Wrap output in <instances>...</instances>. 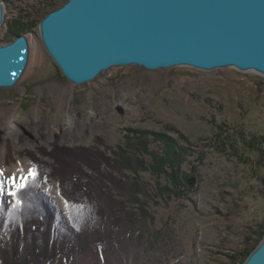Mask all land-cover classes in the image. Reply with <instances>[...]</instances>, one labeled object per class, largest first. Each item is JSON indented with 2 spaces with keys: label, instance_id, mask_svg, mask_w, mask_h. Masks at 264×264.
<instances>
[{
  "label": "rangeland",
  "instance_id": "374dc122",
  "mask_svg": "<svg viewBox=\"0 0 264 264\" xmlns=\"http://www.w3.org/2000/svg\"><path fill=\"white\" fill-rule=\"evenodd\" d=\"M48 1L61 6L67 0L6 5L0 43L18 22L25 25L33 14L39 19ZM40 21L25 31L30 59L23 77L15 87L0 89V169L22 164L15 171L27 179L31 160L60 166L59 158L63 167L78 165L75 172L86 182L95 162L117 179L138 175L143 189L139 202L108 183L109 195L125 203L115 240L42 264H233L230 256L242 249L248 230L264 220L263 161L244 144L264 137V76L234 68L124 65L75 84L45 49ZM159 135L177 144L174 156L180 174L193 179L190 189L141 167V161L153 164L149 152L164 157L170 152ZM115 162L136 168L113 171ZM10 181L9 174H0L6 205H13L10 193L25 182L12 187ZM56 181L42 188L67 216ZM175 190L184 195L177 197Z\"/></svg>",
  "mask_w": 264,
  "mask_h": 264
},
{
  "label": "water",
  "instance_id": "95a60500",
  "mask_svg": "<svg viewBox=\"0 0 264 264\" xmlns=\"http://www.w3.org/2000/svg\"><path fill=\"white\" fill-rule=\"evenodd\" d=\"M4 21L0 0V27ZM39 31L75 84L124 65L264 76V0H67L41 19ZM29 59L27 33L0 43V89L18 84ZM243 264H264V238Z\"/></svg>",
  "mask_w": 264,
  "mask_h": 264
},
{
  "label": "trees",
  "instance_id": "16d2710c",
  "mask_svg": "<svg viewBox=\"0 0 264 264\" xmlns=\"http://www.w3.org/2000/svg\"><path fill=\"white\" fill-rule=\"evenodd\" d=\"M1 1L6 6L14 0ZM43 7H46V11L39 19L35 17L36 14L30 15L25 19V25L18 22L14 29H10L7 42L27 33L25 31L30 26L60 6L48 1ZM141 135L145 133L142 132ZM159 138L170 148V152L165 154L166 157L149 152L153 164L145 167L144 161H141V167L157 175L164 172L174 187L177 186L183 191H186L185 187L190 189L193 179L190 180L184 173L180 174L179 160L174 156L178 153L177 144L171 138V142L165 139L164 135H159ZM244 144L259 152V160L264 165V137L254 142L245 141ZM82 157L87 160L85 158L88 155ZM35 159L31 160L35 178H28L24 187L16 189L13 205H6L0 199V264L52 263L59 257L81 254L93 246L106 247L109 241H114L125 220V203L117 200L114 195H109L108 183L113 184L115 189L131 192L135 200L140 202L138 196L143 190L140 177L136 175L131 181H127L123 174L117 179L112 172L104 173L100 166L91 162L88 168L92 174L85 177L88 178L85 179L86 182H82L84 179L75 172L78 165L70 163V166L63 167L59 158L60 166ZM122 165L132 170L136 168L134 164L115 162L113 171L119 170L123 173ZM52 178L57 180L58 193L67 205V216H64L53 196L42 188L43 184L51 187ZM173 192L177 197L183 194L176 190ZM17 200L20 201L19 204L16 203ZM142 213L144 217L149 216L145 208H142ZM263 238L264 220L248 230L242 249L236 255L230 256L233 264H243Z\"/></svg>",
  "mask_w": 264,
  "mask_h": 264
},
{
  "label": "bare ground",
  "instance_id": "6f19581e",
  "mask_svg": "<svg viewBox=\"0 0 264 264\" xmlns=\"http://www.w3.org/2000/svg\"><path fill=\"white\" fill-rule=\"evenodd\" d=\"M18 165H22V164H14L13 166L2 167L0 169V172H2L3 174H9V177L11 178L10 182H11L12 187H14L13 186V178L15 179V183H16V186H17L18 184L24 182L26 180V177H27V176H24V175H20L21 176L20 177L19 174H23V173L15 171L16 167Z\"/></svg>",
  "mask_w": 264,
  "mask_h": 264
},
{
  "label": "snow or ice",
  "instance_id": "6c2138e0",
  "mask_svg": "<svg viewBox=\"0 0 264 264\" xmlns=\"http://www.w3.org/2000/svg\"><path fill=\"white\" fill-rule=\"evenodd\" d=\"M0 174H2V173H0ZM32 176H33V178H35V173H32ZM13 186L16 187V183H15V179H14V178H13ZM24 186H25V185H23V184L19 185L20 188H22V187H24ZM0 191H2V185H0ZM10 195H12V196H16V192L13 191V192L10 193ZM16 203L19 204L20 201L17 200Z\"/></svg>",
  "mask_w": 264,
  "mask_h": 264
}]
</instances>
